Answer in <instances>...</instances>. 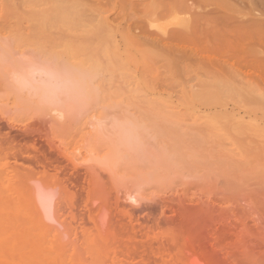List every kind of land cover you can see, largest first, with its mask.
Returning a JSON list of instances; mask_svg holds the SVG:
<instances>
[{"label":"rangeland","instance_id":"rangeland-1","mask_svg":"<svg viewBox=\"0 0 264 264\" xmlns=\"http://www.w3.org/2000/svg\"><path fill=\"white\" fill-rule=\"evenodd\" d=\"M91 1L59 17L56 0H0V264L264 261L263 239L250 232L248 261L208 211L233 204L264 230V34L243 42L257 44L249 60L247 45L170 44L158 28L182 15L157 14V0ZM229 2L245 25L264 23L263 0Z\"/></svg>","mask_w":264,"mask_h":264},{"label":"bare ground","instance_id":"bare-ground-1","mask_svg":"<svg viewBox=\"0 0 264 264\" xmlns=\"http://www.w3.org/2000/svg\"><path fill=\"white\" fill-rule=\"evenodd\" d=\"M88 1V0H87ZM91 1V0H90ZM93 1V0H92ZM91 1V2H92ZM106 1V0H105ZM108 1V0H107ZM156 0H148V3L149 4H152V3H154ZM239 1V0H238ZM252 2V4H253V0H251ZM256 1H259L258 2V4L260 3L261 4V0H255V4H253V6H255V7H259V5H257V2ZM56 2L58 3V6L60 7L59 9V12H58V16L59 17H64L66 14H67V11H69V10H71L72 12H74L75 10L76 11H84V9L82 8V6H83V4L82 3H77L76 2V0H56ZM101 2L102 1H99V3L101 4ZM109 2V1H108ZM263 2H264V0H263ZM98 3V2H97ZM96 3V4H97ZM104 3V2H103ZM110 3V2H109ZM108 3V4H109ZM233 3V2H232ZM242 3V2H241ZM66 4H68V5H66ZM91 4V3H90ZM100 4L99 5H97V6H100ZM107 4V3H106ZM229 4H230V6H231V3L229 2L228 3V0H157V8H158V10H157V14H159L160 13V15L163 13V15H165V14H167V12L169 13L170 12V14H169V16L171 15V12H173L172 14L173 15H176V14H178V12L179 13H181L180 15H182V17L181 18H178L179 20H177L176 21V17H178L179 16V14L177 15V16H174L175 17V19L173 18V15H171L170 17H172L173 19L172 20H174V21H172V23H170V24H174L176 27H172L173 29H170V30H168L167 29V27H166V29H165V25H162L161 26V28H158V29H160V30H162L163 32V34H166L167 35V40L169 41V43L171 44V43H173V42H177V45L178 44H184V45H187L188 43H195V44H201L202 45V47L203 48H210V47H213V48H215V49H217V48H226V47H231V46H234V45H236V46H244V45H247V44H245V43H243L244 41H246V40H248L250 37H251V35H256L257 37H260L261 35H263L264 34V23L262 22V20H253V21H251L250 19V21H251V23H248V25H245L244 23L245 22H248L247 20H245V21H243V20H239V16H238V19H237V17H236V15L234 16L231 12L233 11V10H231L230 9V7H229ZM234 4V3H233ZM232 4V5H233ZM92 5H95V3L93 4V2H92ZM110 5V4H109ZM239 5H240V3H239ZM239 5H238V8H239V10H240V7H239ZM242 5H244V4H241V7H243ZM97 6L96 7H94V8H92L94 11H96L98 14L99 13H104V12H107V10H109V7L107 6V5H105V3H104V5H102V6H100V7H98L97 8ZM142 6H143V4H142ZM252 6V7H253ZM264 6V5H263ZM262 6V7H263ZM103 7V8H102ZM237 8V6L234 4L233 5V7H231V8ZM246 7V6H245ZM253 8V12L254 11H256L257 10V8ZM261 7V6H260ZM85 8V7H84ZM114 8V7H113ZM120 6H119V11H120ZM157 8H155V9H157ZM89 9H91V8H89ZM241 10H242V8H241ZM240 10V11H241ZM246 10H247V7H246ZM250 11H251V8H250ZM260 11L264 14V8H260ZM121 12V11H120ZM166 12V13H165ZM238 12V11H237ZM236 12V13H237ZM258 12V11H257ZM84 13V12H83ZM165 13V14H164ZM176 13V14H175ZM234 13H235V11H234ZM92 14V13H91ZM157 14H155L156 16H157ZM238 14H239V12H238ZM154 15V14H153ZM154 15V16H155ZM255 15V14H254ZM33 16H34V14H33ZM92 17H94L93 15H91ZM167 16V15H166ZM120 17H122V16H120ZM160 17V18H159ZM164 16H158V18H156L157 20L159 19V21L160 20H163V19H161V18H163ZM243 17V16H242ZM246 17V16H245ZM154 18V19H155ZM166 18V17H165ZM167 18H168V16H167ZM166 18V19H167ZM99 19V18H98ZM240 19H244V18H240ZM100 20V19H99ZM176 21V22H175ZM154 23V22H153ZM112 24H113V22H112ZM149 25V24H148ZM103 26V25H102ZM153 26H154V24H153ZM167 26V25H166ZM150 27V26H149ZM156 27V26H155ZM169 28V27H168ZM170 28H171V26H170ZM102 29V28H101ZM138 29V28H137ZM124 30V29H123ZM140 30H141V32L142 31H146L149 35H151V34H155V32H151V29H150V31H149V29L148 28H145V25H142L141 27H140ZM159 30V31H160ZM154 31H156V30H154ZM202 32V34H201V32ZM130 32H131V30H130ZM138 32V31H137ZM161 32V31H160ZM200 32V33H199ZM158 33V32H157ZM161 33V34H162ZM191 34L193 35V34H201L202 36H201V38H200V40H197L196 41V39H194L193 37H190L191 36ZM160 35V34H159ZM165 36V35H164ZM195 37V36H194ZM254 37V36H253ZM164 38V37H163ZM196 38V37H195ZM255 39V38H254ZM166 41V40H165ZM165 43V42H164ZM163 43V44H164ZM251 43H249V46H252V44L250 45ZM254 45H257L256 43H253ZM253 45V46H254ZM248 45H247V47H246V49L244 48L243 50H247V51H245L244 52V54L242 55V56H244L245 54H247L248 53V49L250 48ZM252 46V47H253ZM248 48V49H247ZM261 48V47H260ZM237 49V51H236V53L234 52L233 54L235 55V54H237V52H238V48H236ZM235 50V49H234ZM261 50L263 51V49L261 48ZM183 51V52H182ZM182 51H180V52H182V53H184L186 50H183L182 49ZM239 51H241V50H239ZM261 51V52H262ZM180 52H179V54H180ZM189 54L191 53V51H187ZM218 52V51H217ZM188 53L186 54V52H185V54L184 55H187L188 57L186 58V56H185V60H187L188 58H189V56L190 55H188ZM227 53H230V52H227ZM227 53H224L225 55L227 54ZM264 53V52H263ZM238 54H240V53H238ZM248 54H250V53H248ZM227 55H229L230 56V54H227ZM182 56V55H181ZM217 56V55H216ZM237 56V55H236ZM245 56H247V58L250 60V55L248 56V55H245ZM244 56V57H245ZM177 57V56H176ZM180 56H178L177 58L180 60V59H184V57H180ZM218 57V56H217ZM225 57V56H224ZM232 57V56H231ZM253 57V55L251 56V58ZM261 57V56H260ZM219 58V57H218ZM226 58H227V56H226ZM230 58V57H229ZM246 58V57H245ZM244 58V59H245ZM246 58V59H247ZM255 58V57H254ZM256 58H257V56H256ZM256 58H255V61H256ZM178 59H177V61H178ZM201 59V58H200ZM199 59V60H200ZM221 59H222V55H221ZM262 59V58H261ZM195 60H197L196 58H195ZM229 60V59H228ZM257 60H259V61H261L260 59H258L257 58ZM264 60V59H263ZM210 62H211V60H209ZM213 61L214 60H212V66L214 65L215 67L218 65H220V62H218L217 61V64H216V61H214L215 62V64H213ZM231 61H233V60H231ZM239 62V61H238ZM247 62V61H246ZM246 62H245V64H246ZM250 62V61H249ZM201 63H203V62H201ZM41 64V65H40ZM39 65H40V67H41V69L42 70H39V71H41V72H43L44 71V73H48L49 74V72H46L47 70H46V68H47V66H48V68L50 67V65H49V63H48V65L47 64H45V62L43 63V65H46V66H43L42 65V63H40ZM71 64V63H70ZM208 63H206V65H207ZM254 64V63H253ZM9 65V64H8ZM72 65V64H71ZM204 65H205V62H204ZM247 65V64H246ZM217 66V67H218ZM221 66V65H220ZM219 66V67H220ZM34 67V66H33ZM218 67V68H219ZM35 68H37V66H35ZM47 68V69H48ZM50 69V68H49ZM222 69H224L223 68V66H222V68H221V70ZM243 69V68H242ZM35 70V69H34ZM46 70V71H45ZM219 70H220V68H219ZM37 71H38V69H37ZM48 71H50V72H52L51 71V69L50 70H48ZM226 72V70H222L221 72L223 73V72ZM240 71H243V70H240ZM247 71V70H246ZM245 71V72H246ZM64 71H62V73H63ZM216 72V71H215ZM224 72V74H226ZM232 72V71H231ZM217 73V72H216ZM243 73V72H242ZM247 73V72H246ZM245 73V74H246ZM53 74V73H52ZM51 73H50V75H44V78H45V80H44V85L45 84H47L46 85V87L49 85V86H51L52 84H54V83H57V81H58V79H57V76L56 75H52ZM64 74L65 73H63V76H64ZM213 74V73H212ZM228 74V73H227ZM232 74H234V73H232ZM237 74H239L240 75V73H238V71H237ZM229 75V74H228ZM246 75H248V74H246ZM95 76V75H94ZM93 77V76H92ZM230 77H231V75H230ZM233 77V76H232ZM243 77V76H242ZM247 77V76H246ZM43 78V79H44ZM234 78V77H233ZM33 79V78H32ZM256 78H254V80H255ZM24 80V79H23ZM41 80V79H40ZM232 80V79H231ZM252 80V79H251ZM257 80V79H256ZM43 81V80H42ZM253 81V80H252ZM258 81V80H257ZM61 82H63V81H61ZM60 82V83H61ZM234 82V81H233ZM237 82V81H236ZM240 82V81H239ZM25 83V82H24ZM41 84H43V83H41ZM51 84V85H50ZM59 84V83H58ZM62 84V83H61ZM61 84H59V85H61ZM65 84V86H67V82L66 83H64ZM245 84V83H244ZM63 85V84H62ZM61 85V86H62ZM56 86V85H55ZM54 86V87H55ZM60 86V87H61ZM248 86V85H247ZM45 87V88H46ZM58 87V86H57ZM47 89V88H46ZM56 89H58V88H56ZM55 89V90H56ZM69 89V88H68ZM61 90H62V88H61ZM67 91H69V90H67ZM71 91V90H70ZM61 92V91H60ZM56 93H57V95L58 94H60L59 92H57L56 91ZM62 93V92H61ZM73 93V92H72ZM63 94V93H62ZM51 95V94H50ZM50 95H49V98H51L50 97ZM62 95L60 94V96H59V98L61 97ZM64 96H65V94H64ZM64 96L63 97H61V99H64ZM53 97V96H52ZM54 98H55V96H54ZM52 99V98H51ZM47 100H50V99H48L47 98ZM69 100H70V95H69ZM62 102L66 105V103H65V101L64 100H62ZM56 104V103H55ZM70 104V103H69ZM55 106H57L58 107V104L57 105H55ZM67 106V105H66ZM59 108V107H58ZM156 127H158V126H156ZM128 134V133H127ZM140 134V133H139ZM164 135V134H163ZM142 136V135H141ZM145 136V135H144ZM145 139H146V137H145ZM141 140H142V138H141ZM146 142V141H145ZM93 143V142H92ZM148 143V142H147ZM147 143H143L144 145H146ZM94 145V144H93ZM127 145L129 146V143L127 142ZM151 145V144H150ZM91 146V145H90ZM96 146V145H95ZM149 146V145H148ZM152 147H154L153 146V144L151 145ZM169 146V145H168ZM97 147H98V145H97ZM114 147V146H113ZM115 147H116V145H115ZM147 146H145V148H146ZM152 147H147V151L150 149V148H152ZM81 148V147H80ZM118 147H116L115 149H117ZM82 149V148H81ZM133 149V148H132ZM119 150V149H118ZM151 150H153V149H151ZM151 150H149V152L148 153H151V154H156V156H158V153H152V151ZM79 151V150H78ZM92 151V150H91ZM134 151V150H133ZM136 151V150H135ZM155 151V149L153 150V152ZM74 152V151H73ZM141 152V151H140ZM71 153V152H70ZM131 153V152H130ZM144 155H146L145 153H143ZM133 155V154H132ZM146 156H148V154L146 155ZM77 158V157H76ZM145 158V157H144ZM144 158H143V160H144ZM147 158V157H146ZM149 158V157H148ZM178 159V158H177ZM157 160V159H156ZM158 161V160H157ZM38 184V183H37ZM50 185V184H49ZM48 185V186H49ZM42 186V189H41V187H39L38 189H37V203L38 204H40L38 201H39V199L38 198H41V196H44L45 198H46V196L48 197V195H49V197H51L50 198V200L49 201H51V200H53L52 198V196H50L51 194V192H47L46 190H49V187H47V188H45V186H43V185H41ZM51 187V186H50ZM43 188H44V190H43ZM50 190H52V189H50ZM45 192V194L46 193H49L48 195L46 194V196H45V194H44V192ZM53 192H54V190L52 191V194H53ZM209 192V191H208ZM41 195L40 197L38 196V195ZM36 195V194H35ZM54 196V195H53ZM130 196V195H129ZM45 198H43L42 200L44 201V199ZM130 198L132 199V196H130ZM134 198V197H133ZM224 199L225 198H223V201H224ZM227 199V198H226ZM41 200V199H40ZM46 200H48V199H46ZM211 200V199H210ZM216 200V199H215ZM228 200V199H227ZM192 201V200H191ZM218 201V200H217ZM220 201V200H219ZM246 201V200H245ZM42 202V201H41ZM199 202V201H198ZM214 202V201H213ZM216 202V201H215ZM250 202V201H249ZM251 202H253V200L251 201ZM46 203V202H45ZM45 203H43V204H45ZM53 203V202H52ZM51 203V204H52ZM230 203V202H229ZM234 203V202H233ZM48 204H49V202H48ZM47 204V205H48ZM210 204V203H209ZM244 204H248V206H250V207H252L253 206V204H251V205H249V203H244ZM41 205V207H44L45 208V206H42V203L40 204ZM230 205V204H229ZM228 204L226 205V206H224V207H219L218 206V208L214 205V207H210L209 209H208V211H209V214L211 215V217L215 220V223L216 224H214V225H212L211 223H210V221H209V223H210V225H211V227H215V229H214V233H218V234H216L217 236L218 235H220V232L222 233V235H223V237H224V239L226 240V242H227V244H226V247H228V248H230L231 250H233V249H237L236 251H238L239 252V249H241L242 251H240V252H245V253H243V254H245V257L246 256H248L250 253H247V251H245L246 249H245V247H246V238L249 236V237H251L252 236V234H253V236L255 235V236H258V238H260V239H263V241H264V230H260L262 227H261V224H259L260 223V221H259V223H257V221H256V224H257V226L259 225L261 228L259 229L261 232H257V231H255L254 232V230H255V228H254V230H253V228L252 227H250V228H252V229H250V228H248L247 227V223L245 222H240L239 220H237L236 218H234V217H236L235 215H234V213H230V212H235L236 210H235V208H237L236 206L234 207V210L231 208L232 206H234L233 204L232 205H230L229 206ZM255 205V204H254ZM48 206H50V205H48ZM52 207H53V204L51 205ZM242 206V205H241ZM240 206V207H241ZM245 206V205H244ZM40 207V208H41ZM197 207V206H196ZM204 207V206H203ZM195 208V207H194ZM199 208H201V207H199ZM256 208V207H255ZM38 209V208H37ZM42 209V208H41ZM243 209V208H242ZM250 208H248V210H249ZM259 210H260V208H258ZM44 209H42L41 210V212L43 211ZM46 210V209H45ZM232 210V211H231ZM240 210V209H239ZM52 211V213H53V209L51 210ZM51 211H49V209H48V211H46V212H48V214H50L51 213ZM193 211V210H192ZM247 211V210H246ZM245 211V213H247ZM43 212H45V211H43ZM50 212V213H49ZM189 212V211H188ZM202 212H204V211H202ZM239 212V211H238ZM262 212L264 213V211L262 210ZM198 213V212H197ZM194 214H195V212H194ZM251 214H252V212H251ZM44 215V214H43ZM46 216H47V214H45ZM45 215H44V217H45ZM238 215H242L243 216V214H241V213H238ZM189 216V215H188ZM214 216V217H213ZM245 216H247V215H245L244 214V217ZM249 216V215H248ZM49 217V216H48ZM52 217H55V215H52ZM241 217V216H240ZM188 218V217H187ZM232 218H234V219H232ZM245 218H247V217H245ZM257 218H259L258 216H257ZM49 219V218H48ZM51 219V218H50ZM59 219V218H58ZM213 219H211V220H213ZM241 219V218H240ZM244 219V218H243ZM243 219H242V221H243ZM56 219H54V221H55ZM247 220V219H246ZM53 221V220H52ZM57 221V220H56ZM244 221H245V219H244ZM253 221V220H252ZM255 221H253V222H255ZM186 223V222H185ZM206 223V222H205ZM249 223V222H248ZM59 224V223H58ZM251 223H249V225H250ZM252 224H254V225H256L255 223H252ZM61 225V224H60ZM209 225V226H210ZM248 225V226H249ZM250 226H253V225H250ZM258 226V227H259ZM254 227H256V226H254ZM258 227H256V229L258 228ZM209 229V228H208ZM213 229V228H212ZM263 229V228H262ZM186 231V230H185ZM251 231H253L252 232V234L250 235V232ZM212 232V234H214ZM256 232H257V234H256ZM187 233V232H186ZM188 234V233H187ZM249 234V235H248ZM191 235V234H190ZM215 235V236H216ZM254 236V237H255ZM220 238L222 237V236H219ZM217 239V238H216ZM223 239V238H222ZM221 239V240H222ZM224 239H223V241H224ZM214 240V239H213ZM220 240V239H219ZM220 240V241H221ZM250 240V239H249ZM221 242V244L222 243H224V242ZM260 242V241H259ZM215 243H216V241H215ZM214 243V244H215ZM262 243V242H261ZM217 244V243H216ZM218 244L220 245V242H218ZM252 244V243H251ZM248 245V244H247ZM264 245V244H263ZM257 246V245H256ZM218 248V247H217ZM257 248V247H256ZM245 249V250H244ZM250 249V248H249ZM248 249V250H249ZM221 250H223V249H221ZM256 250V249H255ZM260 250V249H259ZM250 251H251V249H250ZM249 251V252H250ZM253 251V250H252ZM203 252V251H202ZM231 252V251H230ZM229 253V252H228ZM253 253V252H252ZM238 254V253H237ZM257 254V253H256ZM228 255V254H227ZM236 254L234 253V256H235ZM202 256H203V254H202ZM233 256V255H232ZM232 256H230V258L232 257ZM197 257H199V256H197ZM206 257V256H205ZM236 257H239L238 255H236ZM236 257H235V259H236ZM252 257L253 256H251L250 257V259H252ZM240 258H242V257H240ZM193 259V258H192ZM205 259V258H204ZM210 259V257L208 258V260ZM246 259V258H245ZM244 259V260H245ZM248 259H249V256H248ZM250 259L248 260V261H250ZM258 259H259V257L257 258V260H254L255 262H253L254 264H264V261L261 259V257H260V262L258 261ZM247 260V259H246ZM193 262V264H206V263H202V261L199 259V258H195L194 260H192ZM263 261V262H262ZM213 262V261H212ZM208 263V262H207ZM247 263V262H246ZM243 264H245V263H243Z\"/></svg>","mask_w":264,"mask_h":264}]
</instances>
